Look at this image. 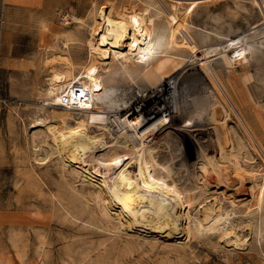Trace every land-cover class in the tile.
I'll use <instances>...</instances> for the list:
<instances>
[{
    "label": "bare ground",
    "instance_id": "obj_1",
    "mask_svg": "<svg viewBox=\"0 0 264 264\" xmlns=\"http://www.w3.org/2000/svg\"><path fill=\"white\" fill-rule=\"evenodd\" d=\"M135 1L144 6L91 2L88 25L73 17L86 27V38L79 31L61 33L42 50L36 70L46 73L43 103L30 126L38 132L27 135L33 161L49 164L41 176L20 168L22 189L43 193L47 179L57 210L83 224L97 218L112 223L128 232L129 241L180 234L172 245L184 250L193 236L213 233L243 246L231 217L264 208V148L220 71L234 74L239 66L242 82L252 79L248 41L257 35L264 41V0H231L258 9L263 26L251 27L249 36L194 34L189 16L196 0ZM62 21L69 24L65 16ZM195 64L210 87L181 75ZM258 107L264 113V103ZM189 142L196 151L192 162L185 160ZM184 175L218 193L194 214ZM4 255L0 264H15ZM14 260L22 262L18 251Z\"/></svg>",
    "mask_w": 264,
    "mask_h": 264
},
{
    "label": "rangeland",
    "instance_id": "obj_2",
    "mask_svg": "<svg viewBox=\"0 0 264 264\" xmlns=\"http://www.w3.org/2000/svg\"><path fill=\"white\" fill-rule=\"evenodd\" d=\"M91 2L96 5L112 2L116 8L144 6L135 0H0V252L15 264H264V208L251 217L242 213L232 215L231 228L246 240L243 246L235 247L220 234L209 233L193 236L188 247L181 250L172 245L180 234L155 240L144 234L129 241L127 231L117 230L114 224L99 218L84 224L72 220L71 212L54 207L47 179L40 182L43 193L36 188L22 189L26 182L18 178L20 168H31L41 176L46 174L45 165L49 164L33 161L27 135L38 132V128L30 126L40 115L34 108L43 103L40 93L45 87L46 73L36 70L37 62L42 59L44 47L51 44L52 36L79 31L87 37L86 27H78L73 17L88 25ZM196 3L189 21L197 35L218 31L249 36L250 28L262 22L258 9L245 1L239 6L231 0H196ZM64 16L68 25L62 21ZM261 41L260 35L248 41L252 46L247 66L252 74L249 82H242L243 71L239 66L234 74L221 70L220 77L239 110L256 127L264 148V113L258 107L264 103V41L259 45ZM82 55L85 57V50ZM181 75L199 80L202 88L210 87L196 64ZM208 132L207 128L202 131L204 141ZM205 146L210 155L216 154L211 143L206 142ZM184 151L187 162L195 160L191 142ZM17 163L21 167L17 168ZM183 181L191 189L188 203L193 214L204 200L212 203L218 194L213 190L205 192L190 175H184ZM224 206L230 209L225 203ZM17 251L22 262L14 260Z\"/></svg>",
    "mask_w": 264,
    "mask_h": 264
}]
</instances>
